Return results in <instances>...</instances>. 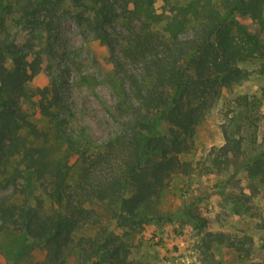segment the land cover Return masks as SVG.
<instances>
[{
  "label": "trees",
  "instance_id": "1",
  "mask_svg": "<svg viewBox=\"0 0 264 264\" xmlns=\"http://www.w3.org/2000/svg\"><path fill=\"white\" fill-rule=\"evenodd\" d=\"M66 3L82 8L76 14L78 23L93 30L111 52L115 43L105 27L113 23L116 5L127 28L114 65L121 73V104L129 117L102 148L90 153L86 147L74 160L71 154L56 157L48 134L16 101L21 97L32 103L37 97L39 114L58 119L59 87L25 92L38 74L39 60L27 62L28 51L14 44L6 31L11 21L28 34L52 35L57 12ZM0 30V94L11 97L8 103L1 101L0 174L15 175L4 178L5 187L23 174L27 182H40L48 202L37 198L34 205L17 204L0 196V234L23 237L17 257L31 246L41 248L42 264H61L73 247L81 264H144L132 257L142 240L134 241L131 232L163 220L157 200L173 176H191L201 168L186 159L193 149L194 128L225 88L249 78L244 65L258 62V73L264 76V0H0ZM256 100L237 98L251 127L263 116L252 111ZM235 144L218 151L223 157L238 152ZM219 159L222 156L208 166L219 164ZM242 168L248 178L263 182L264 153L245 160ZM197 214L186 210L178 217L209 240L223 237L227 247L243 250L242 240L204 232L205 221ZM260 241L264 246V235Z\"/></svg>",
  "mask_w": 264,
  "mask_h": 264
},
{
  "label": "rangeland",
  "instance_id": "2",
  "mask_svg": "<svg viewBox=\"0 0 264 264\" xmlns=\"http://www.w3.org/2000/svg\"><path fill=\"white\" fill-rule=\"evenodd\" d=\"M80 10L81 7L66 3L57 12L52 35H41L38 31L28 34L11 21H7L6 29L11 41L28 51L27 62L39 60L38 74L25 85V92L51 84L59 87L58 119L47 120L39 114L35 105L37 97L31 98L32 103L21 97H16V101L48 134L56 157L71 154L72 160L86 147L90 153L102 148L129 117V110L121 104V73L114 65L120 58V40L127 31L121 6L112 9L114 21L105 27L115 43L113 52L96 38L93 30L78 23L76 14ZM3 37L0 30V41ZM7 64L11 66L8 61ZM243 67L250 73L249 78L225 88L215 106L194 128L193 149L186 159L192 165L198 162L201 168L198 166L191 176H173L157 200L163 220L149 221L143 228L131 232L134 241L142 240V245L133 252L136 260L144 264H260L264 259L260 241L264 235V181L248 178L242 168L245 160L264 153V76L258 73V62ZM240 96L257 99L258 104L252 111L263 116L253 127L243 119L244 109L237 102ZM10 98L0 94V110L3 109L1 101L8 103ZM237 142L238 152L232 151L223 157L218 151L225 144L231 150L237 147ZM231 154L234 158L230 160ZM220 156L219 164L208 166ZM76 173L75 168L73 178ZM25 175L5 187L4 178L15 175L1 173L0 196L27 205H34L40 198L48 205L40 182H27ZM235 199H239L238 205ZM186 210L192 215L198 213L205 221L204 232L222 234L233 242L242 240L243 250L239 253L227 247L223 237L209 240L192 229L188 221L178 217V213ZM22 241L23 237L15 233L0 234V264H42L45 252L37 246H31L24 256L17 257L16 250ZM60 262L81 264L78 250L74 247L67 250Z\"/></svg>",
  "mask_w": 264,
  "mask_h": 264
}]
</instances>
